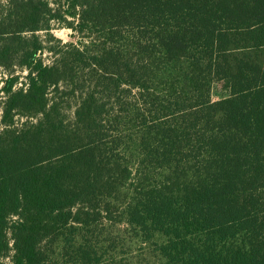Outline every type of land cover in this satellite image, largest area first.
Wrapping results in <instances>:
<instances>
[{
  "label": "trees",
  "instance_id": "16d2710c",
  "mask_svg": "<svg viewBox=\"0 0 264 264\" xmlns=\"http://www.w3.org/2000/svg\"><path fill=\"white\" fill-rule=\"evenodd\" d=\"M0 67L9 264H264V0H0Z\"/></svg>",
  "mask_w": 264,
  "mask_h": 264
},
{
  "label": "rangeland",
  "instance_id": "374dc122",
  "mask_svg": "<svg viewBox=\"0 0 264 264\" xmlns=\"http://www.w3.org/2000/svg\"><path fill=\"white\" fill-rule=\"evenodd\" d=\"M51 32H52L53 36L55 38L60 39L61 42H70V41H74L75 40V37H74L72 31L69 28H67V27H65L63 25H59L57 23H54V25H53V27L51 29ZM42 57H43V59L46 62L50 60V58H49L47 53H44L42 55ZM18 73L20 74V76L24 75V71H22V70H18ZM5 75H6V70L3 67H0V88H1V86L3 84ZM22 81H23V79L21 77L18 80V82L16 83V85H18L19 82H22ZM2 95H3V93L0 91V106H1V100L3 98ZM129 250H131V251H129ZM129 250H128V252L131 253V254H137L139 252L137 245L134 244V243H132V245H130ZM1 262H2V264H9L8 258H1L0 257V263Z\"/></svg>",
  "mask_w": 264,
  "mask_h": 264
}]
</instances>
